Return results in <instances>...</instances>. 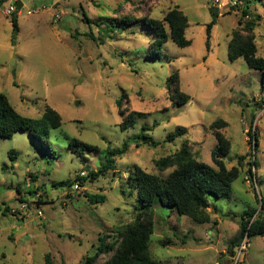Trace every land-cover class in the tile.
Instances as JSON below:
<instances>
[{
    "label": "rangeland",
    "instance_id": "obj_1",
    "mask_svg": "<svg viewBox=\"0 0 264 264\" xmlns=\"http://www.w3.org/2000/svg\"><path fill=\"white\" fill-rule=\"evenodd\" d=\"M0 1V92L24 117L39 119L50 107L61 118V126L50 132L49 151L41 150L26 131L0 138V264H43L47 256L52 264H82L94 256L99 237H113V242L139 214L129 186L133 168L165 178L172 168L162 170L155 162L184 145L193 158L212 166L215 140L209 125L217 119L227 123L221 130L230 142L226 166H236L243 157L230 198L209 197L216 211L207 210V224L156 204L149 251L160 264H264V238H248L238 258L239 244L230 250L243 212L261 209L264 218V92L260 72L248 69L241 58H227L232 35L244 34L250 21L257 55L264 58V0ZM17 1L22 4L16 13L19 33L12 43L10 16L4 11ZM232 2L238 5L233 8ZM175 7L187 17L185 38L191 45L178 48L169 39L162 55L149 59L153 31L144 18L161 19ZM211 9L218 18L207 51ZM172 73L189 96L184 105L171 101ZM123 94L122 109L139 115L133 127L120 131L123 116L116 101ZM143 126L151 128L148 135L159 146L132 147L113 158L114 170L94 180L88 177L105 163L109 149L120 148ZM176 128L185 133L165 142ZM248 131L255 133L256 147L249 143ZM74 140L94 148L70 146ZM253 159L255 175L246 181ZM80 173L83 185L73 190ZM66 180L70 186L53 187ZM90 195L105 200L92 204ZM22 201L27 211L20 210ZM105 259L99 255L94 264Z\"/></svg>",
    "mask_w": 264,
    "mask_h": 264
},
{
    "label": "trees",
    "instance_id": "obj_2",
    "mask_svg": "<svg viewBox=\"0 0 264 264\" xmlns=\"http://www.w3.org/2000/svg\"><path fill=\"white\" fill-rule=\"evenodd\" d=\"M241 13L244 17L248 15L246 4L243 6ZM210 14L211 21L205 27V47L207 51L210 48L211 29L216 25L218 18V14L214 9L210 10ZM129 21L130 19H126L124 22L128 24ZM86 22L90 23L89 20ZM144 22L153 31V39L150 42L151 48L146 54L149 59H158L162 55L163 45L169 39L178 48H186L191 45V41L185 38V30L188 26L187 17L177 7L169 9L161 19L144 18ZM10 23L12 29L11 42L14 43L19 33L16 13L10 15ZM253 27V21L247 22L244 25V34L235 32L232 35L227 46V58L230 62L241 58L248 69L260 72V89L264 92V58L257 55ZM168 83L172 103L184 105L189 96L181 92L178 74L172 73L168 78ZM124 98L123 94L116 101L118 111L123 116L119 124L120 131L133 127L136 123V116L139 115L134 111L126 112L122 109ZM262 104L260 107L264 108V103ZM60 126V116L50 107L45 108L39 119L24 117L13 109L8 98L0 92V138L11 139L16 132L26 131L41 150L49 151L51 145L49 142L50 132ZM209 126L215 140V145L210 153L212 166L193 158L185 145L173 155L155 162V165L162 170L172 168V171L165 178L146 173L135 166L129 176V186L137 196L136 209L139 214L136 220L133 224L125 225L114 237L113 242L109 241L113 237H99L97 253L92 257H85L82 264H94L99 255L106 256L103 264H160L152 258L149 251L150 237L154 232L153 215L156 204L172 209L179 217H187L195 223H209L210 216L207 210L211 207L213 211H216V208L209 202V197L215 199L230 198L232 183L238 177L241 161L243 160V157H238L237 165L228 168L225 158L230 151V142L221 132L227 126V123L222 119H217ZM149 131H151V128L143 126L139 134L124 140L120 148L109 149L105 163L98 167L96 171H90L88 177L94 180L104 176L107 171L114 170L113 158L121 157L132 147L148 146L154 148L159 146L160 143L153 141L148 135ZM184 133V129L176 128L173 133L166 137L165 142H172ZM247 134L249 143H253L256 147L255 133L252 132V136H250L248 131ZM69 145H80L83 149L88 150L94 148L87 144L77 143L75 140L73 143L70 141ZM10 155L12 159L17 157L15 151H11ZM253 164L256 167L255 161H253ZM247 173L250 174L249 171ZM84 180L85 178H80L78 175L73 183L79 182L82 186ZM70 184L71 182L66 180L53 183V187L70 186ZM30 193L33 194L34 192L31 191ZM87 198L92 204L103 203L105 200L104 196L99 195H90ZM36 202L37 200L30 201L28 204L32 205ZM21 203H25V201ZM5 211H7V208H4ZM263 220L261 209L257 213L252 210L243 212L239 219L237 236L230 243V250L238 246L245 235L248 238L255 236L264 238ZM43 264H52L48 256L45 257Z\"/></svg>",
    "mask_w": 264,
    "mask_h": 264
},
{
    "label": "built area",
    "instance_id": "obj_3",
    "mask_svg": "<svg viewBox=\"0 0 264 264\" xmlns=\"http://www.w3.org/2000/svg\"><path fill=\"white\" fill-rule=\"evenodd\" d=\"M218 1L215 0V3H217ZM231 7L233 6H237L238 5V2H232L231 4H229ZM16 11V7L14 5H10L8 9H6L4 11V14L7 15V16H10L12 13H15ZM253 150H255V147L253 146ZM253 161H255L254 159L252 160V164L248 166L247 168V171L250 172V174H248V177H245V180L247 181L248 179H253L254 178V173H255V165L253 164ZM85 175L84 173H80L79 174V177L80 178H83ZM253 177V178H252ZM81 185L79 182H75L74 185H72V189L73 190H80L81 189ZM29 209V207L23 203L21 206H20V210H25L27 211ZM41 211L40 210H37V216L40 217L41 216ZM248 247V237L247 235L244 236V238L242 239V241L240 242L239 246L236 248V252H237V258L240 257L243 252L247 249Z\"/></svg>",
    "mask_w": 264,
    "mask_h": 264
},
{
    "label": "water",
    "instance_id": "obj_4",
    "mask_svg": "<svg viewBox=\"0 0 264 264\" xmlns=\"http://www.w3.org/2000/svg\"><path fill=\"white\" fill-rule=\"evenodd\" d=\"M14 6L16 7V11H15V13H18V11H19V10L21 9V7H22V4H21V2L17 1V2H15Z\"/></svg>",
    "mask_w": 264,
    "mask_h": 264
}]
</instances>
